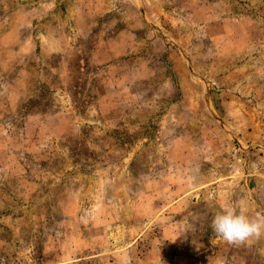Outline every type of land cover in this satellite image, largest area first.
<instances>
[{"label": "rangeland", "instance_id": "obj_1", "mask_svg": "<svg viewBox=\"0 0 264 264\" xmlns=\"http://www.w3.org/2000/svg\"><path fill=\"white\" fill-rule=\"evenodd\" d=\"M264 0H0V264H264Z\"/></svg>", "mask_w": 264, "mask_h": 264}, {"label": "clouds", "instance_id": "obj_2", "mask_svg": "<svg viewBox=\"0 0 264 264\" xmlns=\"http://www.w3.org/2000/svg\"><path fill=\"white\" fill-rule=\"evenodd\" d=\"M211 228L215 238L242 245L264 237V213L250 214L240 201H235L212 214Z\"/></svg>", "mask_w": 264, "mask_h": 264}]
</instances>
